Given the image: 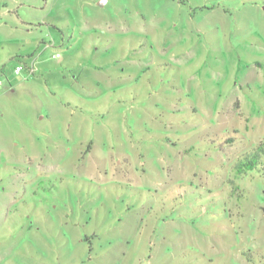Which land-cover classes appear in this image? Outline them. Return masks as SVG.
I'll return each mask as SVG.
<instances>
[{"label":"rangeland","instance_id":"1","mask_svg":"<svg viewBox=\"0 0 264 264\" xmlns=\"http://www.w3.org/2000/svg\"><path fill=\"white\" fill-rule=\"evenodd\" d=\"M261 145L264 0H0V264H264Z\"/></svg>","mask_w":264,"mask_h":264},{"label":"trees","instance_id":"2","mask_svg":"<svg viewBox=\"0 0 264 264\" xmlns=\"http://www.w3.org/2000/svg\"><path fill=\"white\" fill-rule=\"evenodd\" d=\"M229 141H230V140H229ZM261 146H262V150L264 151V145H261ZM249 164H250V165H247V166L244 165V167L251 168V167H252V166H251V163L249 162ZM239 172H240V170H239Z\"/></svg>","mask_w":264,"mask_h":264},{"label":"built area","instance_id":"3","mask_svg":"<svg viewBox=\"0 0 264 264\" xmlns=\"http://www.w3.org/2000/svg\"><path fill=\"white\" fill-rule=\"evenodd\" d=\"M15 72H16V74L20 73V72H21V67H17V68L15 69Z\"/></svg>","mask_w":264,"mask_h":264},{"label":"water","instance_id":"4","mask_svg":"<svg viewBox=\"0 0 264 264\" xmlns=\"http://www.w3.org/2000/svg\"><path fill=\"white\" fill-rule=\"evenodd\" d=\"M104 2H99V5L101 6Z\"/></svg>","mask_w":264,"mask_h":264}]
</instances>
